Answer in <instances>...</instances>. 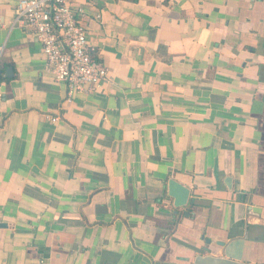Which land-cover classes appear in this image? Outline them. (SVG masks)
I'll return each instance as SVG.
<instances>
[{
	"label": "crops",
	"instance_id": "obj_1",
	"mask_svg": "<svg viewBox=\"0 0 264 264\" xmlns=\"http://www.w3.org/2000/svg\"><path fill=\"white\" fill-rule=\"evenodd\" d=\"M18 1L0 0V264H264V0H71L108 80L68 105Z\"/></svg>",
	"mask_w": 264,
	"mask_h": 264
},
{
	"label": "built area",
	"instance_id": "obj_2",
	"mask_svg": "<svg viewBox=\"0 0 264 264\" xmlns=\"http://www.w3.org/2000/svg\"><path fill=\"white\" fill-rule=\"evenodd\" d=\"M15 11V23L39 43L55 81L66 85L64 105L85 87L99 89L107 82L108 70L93 57L77 18L82 11L71 0H19Z\"/></svg>",
	"mask_w": 264,
	"mask_h": 264
},
{
	"label": "water",
	"instance_id": "obj_3",
	"mask_svg": "<svg viewBox=\"0 0 264 264\" xmlns=\"http://www.w3.org/2000/svg\"><path fill=\"white\" fill-rule=\"evenodd\" d=\"M168 196L173 200L176 209L187 206L190 197V191L174 180L168 182ZM194 264H241L229 260L214 258L211 256H197Z\"/></svg>",
	"mask_w": 264,
	"mask_h": 264
}]
</instances>
